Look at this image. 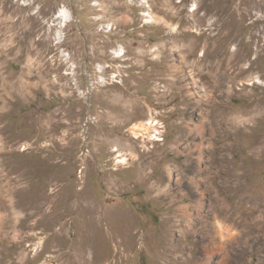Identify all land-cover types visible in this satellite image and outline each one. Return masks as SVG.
<instances>
[{
  "label": "rangeland",
  "instance_id": "rangeland-1",
  "mask_svg": "<svg viewBox=\"0 0 264 264\" xmlns=\"http://www.w3.org/2000/svg\"><path fill=\"white\" fill-rule=\"evenodd\" d=\"M62 8L72 20L59 41ZM191 75L210 91L200 104ZM0 97V264H74L84 243L95 264L204 255L198 220L188 233L184 220L168 225L178 202L159 189L200 196L185 181L201 119L206 209L243 233L231 264H264V0H0ZM151 118L157 129L145 128ZM166 165L183 173L170 180ZM167 238L185 248L169 258Z\"/></svg>",
  "mask_w": 264,
  "mask_h": 264
},
{
  "label": "bare ground",
  "instance_id": "bare-ground-1",
  "mask_svg": "<svg viewBox=\"0 0 264 264\" xmlns=\"http://www.w3.org/2000/svg\"><path fill=\"white\" fill-rule=\"evenodd\" d=\"M26 4H29L28 2H26ZM31 4V3H30ZM198 6H196L194 9H197ZM72 20V15L71 12L67 9V8H62L61 12L57 15V19L55 21L56 24L59 25L58 28V38L59 41L63 39V35H64V31L62 30L63 26H66L68 22H70ZM235 46V45H234ZM236 49H238L235 46ZM235 48H233L235 50ZM233 50V51H234ZM222 51V50H221ZM232 51V52H233ZM241 52V51H240ZM230 53V52H229ZM238 53V52H237ZM66 55V54H65ZM242 58V57H241ZM222 60V59H221ZM220 60V61H221ZM239 61V60H238ZM238 64V63H236ZM243 64V63H242ZM243 67H241L242 69ZM245 68V67H244ZM246 70V69H245ZM241 71V70H240ZM243 71V69H242ZM241 74V72H238L237 74ZM243 73V72H242ZM192 76V75H191ZM233 78V77H232ZM191 79V78H190ZM191 84L192 87L188 86V90L187 92L190 95H197L200 98H196L197 99V104L202 103V99H208L210 98V91L208 90L207 86L204 85L199 78H196L194 76H192L191 79ZM186 81V80H185ZM205 81V80H204ZM188 85V83H186ZM190 84V82H189ZM244 84V83H243ZM209 85V84H208ZM212 89V88H211ZM186 92V91H185ZM213 96V94H212ZM3 101V98L0 97V101ZM215 100V99H214ZM208 101V100H207ZM195 103V102H194ZM204 105V104H203ZM197 108V105H194ZM200 107V105H199ZM192 109V108H191ZM203 109H207V108H203ZM202 110V109H201ZM199 111V110H198ZM196 112V111H195ZM208 112V111H207ZM203 113V112H202ZM198 114V113H197ZM201 114V113H200ZM205 114L208 115V113L205 112ZM194 115V113H193ZM202 116V115H201ZM191 117V116H190ZM155 118H151L149 120H147L146 122V129H152L154 128L158 121L154 120ZM189 120V119H188ZM250 120V119H249ZM186 121V120H185ZM191 121V120H190ZM186 123V122H185ZM195 123V120H194ZM211 123V122H210ZM184 124V122H183ZM143 125V124H142ZM188 126V125H187ZM138 127V126H137ZM139 127H141L139 125ZM143 127V126H142ZM157 127V126H156ZM211 127V126H210ZM143 128V129H145ZM157 129V128H154ZM187 129V128H185ZM190 131H194L196 132V137H195V141L193 142L194 146H193V150L197 151V158L195 161V168L193 169V171H195V176H188L186 177V181H185V186L186 184H191L193 185V188H195L194 190H196V192H198L200 194V196L195 197L191 202L189 203H183L182 201L176 200L177 199V195L175 193H171V195L169 194L170 191L169 189H165L163 188V185L159 186L160 192H164L166 195L171 196V202L177 201L178 202V212L176 213L174 216L169 217L168 216V225L173 226L176 225V222L179 221H186L185 224V228H183L184 233L185 232H190L191 230H193V228L195 227L194 224V219L198 220V224L200 225L198 228L201 229V231L203 233H206L208 236V241L203 243V251H205L204 255H202L201 257H198L197 259H193V262L190 264H231L234 263L239 257L240 255H238L239 253L236 251V246L234 243H236V241H238L239 239H241L242 236V232H240V229H235L233 226L229 225V223H226L227 219L224 220L221 215H219L217 213L216 210L213 209L211 204L210 207H212V210L210 208L206 209L207 205H206V196L204 194V192L201 190V188L199 187V181L202 179L200 177L201 174V170L204 168V157H205V151L206 148L208 146V143H210V140H212L211 138H207L206 139V134L208 132V124L206 122L205 119H201L199 122H196L195 125L193 127H189ZM132 134L134 139H139L141 137H143V140H145V138L149 139H154L153 135L147 136L145 133L146 132H142L141 129L139 130H135L132 129ZM187 132V131H186ZM210 132V131H209ZM215 131L213 130L211 132L212 137L215 135ZM181 137L176 138L175 142H179ZM184 139V138H183ZM130 140V139H129ZM217 140V139H216ZM131 141V140H130ZM191 141V140H190ZM113 142L118 143L124 147H129L130 149H132L133 147H131V143L124 140L122 137H116ZM132 142V141H131ZM182 143V142H181ZM178 145V143H176ZM180 144V143H179ZM192 145V144H191ZM185 147V146H184ZM190 147V146H187ZM117 151L120 152L119 156V163H127L129 162V156L127 157L125 154L121 153L122 151H120L119 147L114 148ZM185 151V149H184ZM135 152V149H134ZM180 153V152H179ZM157 154V153H156ZM186 154V153H185ZM161 156V155H160ZM152 156H148V159L145 161L144 159H142V161H140V166H144L149 164L152 159ZM141 157H139L140 159ZM147 157H145L146 159ZM138 159V160H139ZM162 159V157H161ZM195 160V159H194ZM206 161V160H205ZM157 162V160L155 161ZM132 163V162H130ZM207 163V162H206ZM173 165V164H172ZM149 166V165H148ZM178 166V165H177ZM182 166V165H181ZM177 168L179 169L180 173H183V171L179 168V167H174L171 165H166V176L167 178L170 179V177H172V174L174 173V169ZM211 168V167H210ZM143 170V168H142ZM164 171V172H165ZM207 172V170H206ZM176 173V172H175ZM174 173V174H175ZM209 173V169L208 172ZM182 175V174H181ZM215 177V176H213ZM183 177H178L177 181H180ZM208 178V177H207ZM185 179V178H184ZM171 180V179H170ZM163 181V180H161ZM160 182V181H159ZM187 182V183H186ZM180 183V182H179ZM166 184V183H165ZM167 185V184H166ZM184 185V183H183ZM181 186V185H180ZM165 187V186H164ZM153 188V187H152ZM190 188V187H189ZM192 188V187H191ZM178 189V188H177ZM155 190V189H154ZM177 191V190H176ZM178 192V191H177ZM194 193V192H193ZM159 194V193H158ZM164 195V194H163ZM1 199V196H0ZM228 199V198H227ZM2 200V199H1ZM211 201V200H210ZM1 202V201H0ZM258 202V201H257ZM2 204V203H1ZM0 204V205H1ZM259 205V204H258ZM258 207V206H257ZM1 208V207H0ZM224 209V208H223ZM98 210V207L96 205H92V207L90 206L89 209V214L87 216V222H88V228L90 231L89 235H95L97 233V229H96V223L94 220V214L96 213V211ZM121 211L118 210V212H110V216L114 217V218H118L121 216L124 217L122 215V213H120ZM225 215V214H224ZM211 216V217H210ZM125 218V217H124ZM236 222V221H235ZM234 222V223H235ZM239 222V221H238ZM249 222V221H248ZM232 223V222H231ZM178 225V224H177ZM181 225V224H180ZM169 226V227H170ZM208 226H212L211 229H208ZM238 226V224H237ZM136 227V226H135ZM135 227L133 228L132 225L128 226V229L126 231L127 235H131V234H137L139 231L135 230ZM235 229V230H233ZM243 231L246 228H241ZM61 230V235H62V230H63V226L60 228ZM59 230V231H60ZM181 230V229H180ZM195 230V229H194ZM241 230V231H242ZM198 231V229H197ZM200 231V232H201ZM237 231V232H236ZM228 233V234H225ZM59 234V233H58ZM169 234V233H168ZM191 234V233H190ZM48 235V234H47ZM57 236V235H56ZM183 236V235H182ZM200 236V235H199ZM204 236V235H203ZM204 239V238H202ZM205 239V240H206ZM261 239V238H260ZM247 240V239H245ZM89 241V240H88ZM119 242H124L123 239H118ZM176 241V240H175ZM204 241V240H203ZM242 241V240H241ZM247 242V241H245ZM174 240L173 238H167V249H166V255L171 256L172 251L174 250H178V249H184L185 246H175L174 245ZM81 245V244H80ZM177 245V244H176ZM243 245V244H242ZM202 247V246H201ZM94 252V251H93ZM203 253V252H202ZM63 254H60L57 256V258L61 257ZM76 257V261L74 262V264H95L94 262L97 259V255L95 253H92V256L88 257L87 256V248H86V244H82L81 247L79 248L77 254H74ZM63 257V256H62ZM61 257V258H62ZM191 257V256H190ZM218 257V260H214V258ZM164 258V257H163ZM168 258V260H169ZM191 259V258H190ZM190 259H186V257H182V261H190ZM167 260V261H168ZM237 262V261H236ZM262 262V261H261ZM170 264V263H169ZM177 264V263H176Z\"/></svg>",
  "mask_w": 264,
  "mask_h": 264
}]
</instances>
